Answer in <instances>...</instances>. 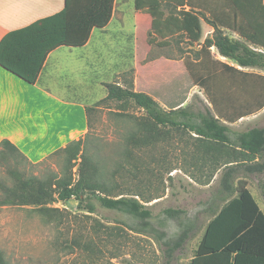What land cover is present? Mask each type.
<instances>
[{
	"label": "rangeland",
	"instance_id": "374dc122",
	"mask_svg": "<svg viewBox=\"0 0 264 264\" xmlns=\"http://www.w3.org/2000/svg\"><path fill=\"white\" fill-rule=\"evenodd\" d=\"M207 1L214 4L222 2ZM113 6L103 52L105 61L117 60L118 73H111L112 77L103 79V87L90 85L88 88L94 101L90 100L87 105L88 130L81 137L82 154L95 164L100 178L114 182L116 187L119 185V189L129 194L139 192L138 198L151 208L154 221L161 219L162 210L168 207L186 210L188 214L200 211L202 228L174 252L170 263L189 264L203 226L210 217L202 212V207L216 184L214 180L211 185H206L212 177L211 154L217 150L212 143L203 141L188 130L168 126L161 128L163 133L154 143L142 146L127 144L132 133H141L145 113L130 101L104 100L106 84L117 83L142 91L159 103H162V95L168 99L183 96L185 105L194 109L208 106L212 110L202 87L194 84L196 76L214 67L217 72L213 82L218 94L230 101L243 102L260 88L262 82L254 74H264V70L239 67L252 75L234 78L228 72H222L219 66H213L210 59L208 62L206 58L196 60V53L204 39L212 35L213 28L189 6L172 11L159 0H115ZM223 30L232 38H241L234 30ZM109 46L111 49H107ZM259 49L264 50V47ZM212 52L215 58L233 64L219 56L214 48ZM228 125L236 131L264 126V107ZM127 149L131 150L130 154ZM81 160L82 157L78 156L70 162L60 151L36 164H24L23 169L26 175L41 178L60 176L67 170L77 178ZM214 165L217 167L218 163ZM77 203L74 198L53 202L49 204L53 209L46 214L33 205H0V251L7 262L165 264V253L155 238L127 230L118 222L119 213L99 205L90 213L79 208ZM97 223L109 228L117 227L113 230L122 234V240H112L113 244L104 247L101 242L103 233ZM93 225L100 227V231ZM164 229L168 236H172L176 232V224L168 220ZM87 241L92 242L94 249L101 248V253L89 257L84 248ZM116 246L120 248L115 249ZM109 249L114 251L103 253Z\"/></svg>",
	"mask_w": 264,
	"mask_h": 264
},
{
	"label": "trees",
	"instance_id": "16d2710c",
	"mask_svg": "<svg viewBox=\"0 0 264 264\" xmlns=\"http://www.w3.org/2000/svg\"><path fill=\"white\" fill-rule=\"evenodd\" d=\"M114 1L64 0L61 10L6 32L0 39V65L23 80L35 83L50 51L62 45L82 46L94 27L103 28L107 25L112 16ZM159 1L172 11L189 6L213 28L212 35L204 39L196 53V60L206 58L208 62L210 59L213 66H219L222 72H228L234 78L243 79L252 75L240 68L255 67L264 70V50L259 49L264 47V0H222L220 4L209 3L207 0ZM206 15L210 17L207 18ZM223 29L234 30L241 38H232ZM213 48L219 56L233 64L215 58ZM213 68H208L194 80V84L202 87L206 93L212 110L208 106L194 109L185 105L183 96L168 99L162 95V103H159L142 91L117 83L106 84L107 94L104 100L115 99L121 103L130 101L145 113L141 133H132L127 138V144L142 146L154 143L163 133L161 128L168 126L188 130L203 141L212 143L217 152L213 151L211 160L218 163L217 167L225 163L224 153H233L239 157L247 152L252 156L263 157L258 166L264 168V126L236 131L228 125L264 107V74H254L262 83L247 101L235 102L218 94V88L213 82L217 71ZM82 143L83 139L80 137L51 153L62 151L70 162L81 156L77 178H73L67 170L60 176L41 178L26 175L23 169L24 164L38 162H31L15 144L2 139L0 205H33L45 214L53 209L49 204L66 202L70 198L76 199L77 206L90 213L99 205L119 213L118 222L127 230L155 238L165 253V264H170L174 252L202 228L200 211L188 214L186 210L168 207L162 210V218L154 221L151 208L142 198H138L141 195L139 192L129 194L119 189V185L117 188L114 182L100 178L95 164L82 154ZM130 151L127 149L128 154ZM238 166L239 161L230 169ZM234 177L230 171L223 170L218 187L204 202L202 212L210 217L203 226L193 257L231 254V264H264V214L245 185L239 180L234 184ZM115 189L118 190L114 192ZM234 191H237V195L231 198ZM168 220L176 224V232L172 236H168L164 229ZM97 225L103 233L101 242L104 247L118 239L122 240V234L113 230L117 227L109 228L101 223ZM100 227H96L98 231ZM85 244L89 257L101 253V248L94 249L91 241ZM119 248L120 246L115 247ZM106 251L114 250H105L103 253ZM0 264H9L1 251Z\"/></svg>",
	"mask_w": 264,
	"mask_h": 264
},
{
	"label": "crops",
	"instance_id": "0c3cea01",
	"mask_svg": "<svg viewBox=\"0 0 264 264\" xmlns=\"http://www.w3.org/2000/svg\"><path fill=\"white\" fill-rule=\"evenodd\" d=\"M63 6L64 0H0V39L6 32L51 15ZM112 16L105 27L91 30L84 45H62L50 51L35 83L0 65V141L8 139L28 160L36 163L87 132V105L94 101L89 86L103 87V79L118 73L117 60L105 61L103 52ZM243 153L239 157L224 153L225 163L220 167L212 163V177L206 185L214 180L216 184L209 196L218 187L222 171H230L235 176L234 184L241 181L264 214V168L258 166L263 157ZM238 161L240 166L230 169ZM236 195L234 191L231 198ZM231 261V254L218 253L192 256L189 264H231Z\"/></svg>",
	"mask_w": 264,
	"mask_h": 264
}]
</instances>
